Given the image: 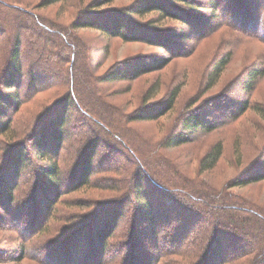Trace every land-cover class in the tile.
Returning <instances> with one entry per match:
<instances>
[{
  "label": "trees",
  "instance_id": "1",
  "mask_svg": "<svg viewBox=\"0 0 264 264\" xmlns=\"http://www.w3.org/2000/svg\"><path fill=\"white\" fill-rule=\"evenodd\" d=\"M114 1L94 0L93 8ZM165 1L170 0H138L127 12L118 13L87 6L64 25L55 21V15L39 11L67 0H0V137L4 138H0V204H13L14 188L27 164L34 165L28 174L32 197L18 208L23 212L30 205L29 225L42 226L47 218L55 219V207L68 193L97 191L103 196L86 199L81 205L85 213L66 219L60 235L46 242L51 250L59 249L50 261L53 264H264V204L238 190L264 183V140L248 141L247 152L235 141L234 174L226 182L204 175L221 159L222 140L213 142L197 165H193L195 154L187 162L181 159L183 151L170 154L234 127L248 109L263 118L264 107L252 105L249 98L264 68L246 72L240 82L241 102L209 101L196 112L186 111L178 132L172 130L155 142L125 129L173 111L179 86L149 105L151 88L141 105L127 112L110 101L104 85L134 81L164 68L169 59L118 62L101 72L107 53L90 55L89 45L77 38L78 30L93 29L107 39L169 49V40L151 33L150 22L134 18L154 13L158 19L171 18L189 27L188 12L171 11ZM220 1L226 11L212 2L214 12H232V25L242 27L245 35L247 31L264 35V0ZM229 61L226 56L216 60L208 87ZM256 130L264 133V126ZM64 139H71L73 146L65 153ZM28 145L36 155L30 154ZM98 149L107 151L108 161L95 168ZM60 160L70 163L69 175L77 172L62 190ZM12 178L15 181L10 183ZM120 225L124 240L117 248L125 245L126 250L113 254L108 243ZM88 230L92 233L86 234Z\"/></svg>",
  "mask_w": 264,
  "mask_h": 264
},
{
  "label": "rangeland",
  "instance_id": "2",
  "mask_svg": "<svg viewBox=\"0 0 264 264\" xmlns=\"http://www.w3.org/2000/svg\"><path fill=\"white\" fill-rule=\"evenodd\" d=\"M34 1L37 2L38 0ZM137 1L115 0L110 5L102 8H93L94 0H83L82 4H77L76 0H67L66 4L56 2L55 5L39 12L50 16L55 15V21L68 25L73 20V14L79 10L86 9L87 6H91L90 9L95 11L118 13L127 12V9ZM251 1L253 3L256 2V0ZM212 2H215L217 7L220 5V8L226 11L224 8L225 4L221 1L218 3V0H170L164 2L171 11L188 12L186 16L189 19L186 18V21L191 23L189 27L187 24H184V27L182 23L173 21L171 18L158 19V15L154 13L143 17H134L142 23L150 22L149 24L152 27V32H150L152 34H160L163 38L169 40V49L145 43H126L118 38L107 39L100 32L93 29L77 31L76 35L79 38V42L83 45H89L91 48V52L89 50L90 55L98 54L99 56L104 54V52L107 53L101 72L118 62L127 63L134 59H143L145 61H153L160 58L169 59V63L164 68L146 74L134 81L124 80L104 85L105 91L109 92L110 101L115 105H121L127 112L138 108L142 103L143 97L149 95L151 88L154 89L150 96L151 98L149 97L147 101L149 105L163 98L171 88L179 86L178 101L173 111L156 121L131 123L125 129L128 130V133L136 130L145 137H151L152 141L156 142L172 130L178 132L181 114L186 111L194 110L196 112L203 104L209 101H212V103L216 101H232L231 104L241 102L243 98L240 93V82L246 72L254 67L264 68V35L252 36L249 31H247L248 35H245L240 30L242 27L238 26L239 29L232 25V23H235L234 17L232 19L231 16L233 15L232 12H223L221 9L214 12L211 7ZM247 3L252 5L248 1ZM71 5L72 7H70ZM191 9L192 11H190ZM196 30H198L197 34ZM184 32L186 33L185 38L174 37L175 34H183ZM167 35H173V37L170 39ZM103 48L105 49L103 50ZM224 56L230 58L228 65L216 83L208 87L209 71L216 60ZM155 89H157V92H154ZM249 101L252 105L264 107V76L255 83ZM27 106H24L23 109H27ZM239 120L230 129L207 136L196 144L192 143L190 146L175 149L170 154L176 155L183 151L181 159L184 162L189 160V156L195 154L196 159L193 158V165H197L198 159L203 156L205 150L213 142L222 140L223 155L221 159L210 173L204 172V175L211 180H217L216 182H226L234 174L231 163H233L235 156L233 149L235 141L240 142V146L243 148L252 139L254 141L264 140V133L256 130L257 126H264V117L261 118L260 115L248 109ZM66 125L70 126L69 120ZM0 138L4 140L3 137ZM71 142V139L63 140V153L69 150ZM28 146L30 154L34 155L32 147ZM244 150L247 152L245 147ZM1 154L2 152H0ZM33 161L34 163H39L37 157H34ZM100 161H108V154L105 149H98L93 166L96 168ZM69 164L68 161L60 160V190L68 188L71 185L70 183L68 185L69 180L77 176V172L69 175ZM33 167V164H27V167L22 170L19 183L14 188L13 204L6 206H4L5 203L0 204V264H53L50 261L55 259L54 252L56 253L58 248L55 247V251H53L51 247L46 245V242L60 235L58 231L67 223L65 222L66 219L85 213V208L81 205L84 204L86 199L91 200V198L103 197L97 191L68 193L56 205L55 219L50 220V218H47L46 223L44 222L45 224L42 226L38 225L36 227V222L29 225L27 222L32 214L29 216L27 207H30V205L24 206L23 212L18 207L32 197L29 196L31 187L28 174L32 173ZM12 181H15V179L12 178L10 183ZM238 190L244 195L264 204V183ZM77 201L81 204L75 205ZM88 213L86 211V214ZM96 221L98 219L94 223ZM122 231L123 227L120 225L112 240L108 243L109 251L113 254L125 252L126 250L125 245L122 248H117L119 240H124ZM87 233H92V231L88 230V232L86 231ZM80 237L78 235L77 239ZM47 253L50 255L47 256L48 258L46 257ZM106 258H108V252ZM105 264L113 263L106 262Z\"/></svg>",
  "mask_w": 264,
  "mask_h": 264
}]
</instances>
